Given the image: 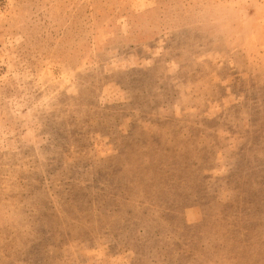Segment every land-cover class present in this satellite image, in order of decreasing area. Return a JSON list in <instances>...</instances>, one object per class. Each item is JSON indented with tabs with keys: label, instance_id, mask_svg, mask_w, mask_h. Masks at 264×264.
Wrapping results in <instances>:
<instances>
[{
	"label": "rangeland",
	"instance_id": "rangeland-1",
	"mask_svg": "<svg viewBox=\"0 0 264 264\" xmlns=\"http://www.w3.org/2000/svg\"><path fill=\"white\" fill-rule=\"evenodd\" d=\"M0 264H264V0H0Z\"/></svg>",
	"mask_w": 264,
	"mask_h": 264
}]
</instances>
